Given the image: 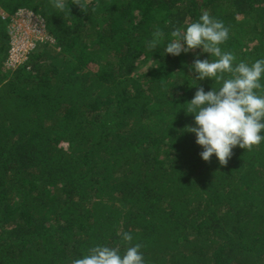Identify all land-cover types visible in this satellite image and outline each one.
<instances>
[{"label":"trees","instance_id":"16d2710c","mask_svg":"<svg viewBox=\"0 0 264 264\" xmlns=\"http://www.w3.org/2000/svg\"><path fill=\"white\" fill-rule=\"evenodd\" d=\"M0 0V264H71L94 245L141 243L146 264H264V142L226 166L186 115L195 49H164L208 11L237 62L264 58V0ZM40 16L54 45L6 66L11 17ZM165 33L154 51L146 42ZM214 59V58H211ZM261 83L264 84V76ZM264 135V133H261Z\"/></svg>","mask_w":264,"mask_h":264},{"label":"clouds","instance_id":"9594fccd","mask_svg":"<svg viewBox=\"0 0 264 264\" xmlns=\"http://www.w3.org/2000/svg\"><path fill=\"white\" fill-rule=\"evenodd\" d=\"M52 5L60 12L70 13L66 0H52ZM72 5L84 11L86 5L81 0H72ZM230 29L222 20L204 11L196 21H186L184 27L174 26L170 39L165 46V53L179 56L195 49H202L208 59L198 56L193 60L189 71L194 73L192 79L203 81L211 79L219 85L205 92L197 86V91L190 102L185 103L186 115L194 116L195 127L186 126L187 133H193L196 144L203 151V161L210 162L215 155L221 166H226L233 155V149L239 146L252 150L264 142V58L254 62L240 60L235 54L222 49L229 39ZM165 33L156 28L152 39L146 42L149 51H154ZM214 58V59H211ZM124 251L119 245H94L89 247L81 258H75L71 264H146L143 245L133 243L129 232H118Z\"/></svg>","mask_w":264,"mask_h":264},{"label":"built area","instance_id":"2783aa9c","mask_svg":"<svg viewBox=\"0 0 264 264\" xmlns=\"http://www.w3.org/2000/svg\"><path fill=\"white\" fill-rule=\"evenodd\" d=\"M9 33L10 48L6 66L12 71L25 66L40 46L55 43L47 32L45 21L27 10H21L11 17Z\"/></svg>","mask_w":264,"mask_h":264}]
</instances>
